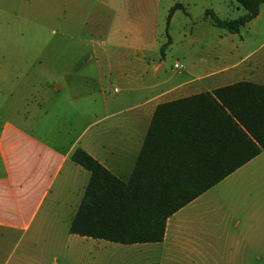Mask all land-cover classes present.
<instances>
[{
    "label": "crops",
    "instance_id": "obj_1",
    "mask_svg": "<svg viewBox=\"0 0 264 264\" xmlns=\"http://www.w3.org/2000/svg\"><path fill=\"white\" fill-rule=\"evenodd\" d=\"M100 3L111 13L109 23L91 28L105 40L90 48L62 43L59 60L38 35L46 19L62 23L80 14L84 0H66L60 11L47 5L43 13L34 11L28 15L37 19L34 28L5 25L0 5V237L36 242L30 264H44L45 254L86 262L102 255L106 240L68 231L89 178L70 159L74 149L126 180L158 103L237 81H264V2L237 32H219L220 68L177 80L161 74L158 37L140 10L133 17L125 0ZM171 8L183 10L190 24L182 4ZM29 34L37 35L32 40ZM62 223L65 233L51 228ZM38 237H45L39 245ZM191 237H204L206 248L213 247L212 237H223L227 264H245L243 251L229 250L240 241L227 237H264V149L168 216L160 241L130 244L152 246L137 252L141 264H208L211 254L193 248Z\"/></svg>",
    "mask_w": 264,
    "mask_h": 264
},
{
    "label": "trees",
    "instance_id": "obj_2",
    "mask_svg": "<svg viewBox=\"0 0 264 264\" xmlns=\"http://www.w3.org/2000/svg\"><path fill=\"white\" fill-rule=\"evenodd\" d=\"M235 1L243 15L222 20L205 10V19L237 32L264 2ZM262 149L264 81H237L158 103L126 180L84 150H73L70 159L89 178L68 231L120 244L160 241L168 216Z\"/></svg>",
    "mask_w": 264,
    "mask_h": 264
},
{
    "label": "rangeland",
    "instance_id": "obj_3",
    "mask_svg": "<svg viewBox=\"0 0 264 264\" xmlns=\"http://www.w3.org/2000/svg\"><path fill=\"white\" fill-rule=\"evenodd\" d=\"M104 0H84L85 8L77 14L76 11L68 18H64L61 23L60 18H48L45 20L47 29L41 36L43 43L52 46V59L59 60L60 44L68 43L70 45L86 43L87 48L95 46L105 38L95 32L97 26H107L110 19V11L100 2ZM122 2V0H117ZM129 5V13L133 17H137V11L143 15L150 27V33H154L158 37V46L156 54L160 56L162 61L161 74L170 77L172 80L178 78H188L191 75H203L209 69H218L221 66L222 59L219 51V43L217 38L219 32L225 29L212 25L208 19L203 17L204 11H212L220 19L228 20L236 18L244 13L235 0H125ZM71 2L69 7L71 8ZM182 4L189 12L191 17L190 24L186 22L183 10H169L174 4ZM4 5L5 13L2 14L5 25L20 24L21 26H29L30 28L38 27L31 16L36 12L43 13L46 8L52 7L54 10L61 9L66 5V0H5L0 1V5ZM47 5V7H46ZM140 5L141 9H139ZM138 7V9L136 8ZM170 14L168 16V13ZM71 13V10L69 11ZM59 14V13H58ZM1 15V13H0ZM22 16V18H18ZM26 18V19H25ZM44 22V19H42ZM85 22V23H84ZM66 25V28L61 26ZM94 25V28L91 26ZM40 26V25H39ZM34 35L29 34L34 40ZM27 41V40H26ZM30 41V40H29ZM106 44H109L107 40ZM84 53L86 51L82 50ZM80 51V52H82ZM88 53V50H87ZM225 60L227 58L225 57ZM177 61L182 64V69H173L172 63ZM120 87L117 82L113 83ZM117 93L116 95H119ZM139 98H134L137 100ZM141 100V99H140ZM219 184L216 187H221ZM55 230H67L66 223L61 226L51 227ZM45 237H38L37 245H39ZM64 240L65 237H59ZM215 239L213 247H205L203 243L204 237H191L193 240L192 247L195 249L207 250L211 254L208 264H227V248L222 244L223 237H212ZM229 240H238L233 242L230 251H243L245 264H264V237H227ZM243 238V240H241ZM47 239V238H46ZM105 241V240H104ZM36 243V242H35ZM29 237H0V264H30L29 254L33 253L36 246ZM101 247L102 255L96 260L82 259L64 260L59 258L53 259L51 254H45L44 264H141V259L137 252L140 250L151 248L152 246H140L149 244H120L115 242H105ZM21 250H24L22 252ZM22 252V253H21ZM104 252V255H103ZM259 256V259H254ZM25 257V258H24Z\"/></svg>",
    "mask_w": 264,
    "mask_h": 264
},
{
    "label": "built area",
    "instance_id": "obj_4",
    "mask_svg": "<svg viewBox=\"0 0 264 264\" xmlns=\"http://www.w3.org/2000/svg\"><path fill=\"white\" fill-rule=\"evenodd\" d=\"M172 68H173V69H182L183 66H182L181 63H179V62H177V61H174V62L172 63ZM114 90H115V89H114Z\"/></svg>",
    "mask_w": 264,
    "mask_h": 264
}]
</instances>
